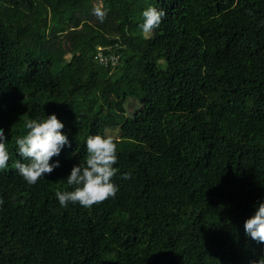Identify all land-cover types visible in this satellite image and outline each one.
Returning <instances> with one entry per match:
<instances>
[{
    "label": "trees",
    "instance_id": "1",
    "mask_svg": "<svg viewBox=\"0 0 264 264\" xmlns=\"http://www.w3.org/2000/svg\"><path fill=\"white\" fill-rule=\"evenodd\" d=\"M107 11L104 22L93 9ZM149 7L164 10L145 38ZM56 114L35 185L16 139ZM144 135L123 143L128 128ZM0 264H255L264 203V0H0ZM118 146L115 198L62 207L89 136ZM130 174V179H123Z\"/></svg>",
    "mask_w": 264,
    "mask_h": 264
},
{
    "label": "clouds",
    "instance_id": "2",
    "mask_svg": "<svg viewBox=\"0 0 264 264\" xmlns=\"http://www.w3.org/2000/svg\"><path fill=\"white\" fill-rule=\"evenodd\" d=\"M101 23L106 18L107 11L101 7L93 9ZM143 23L140 25L145 38H149L155 29H158L166 16L164 10L155 7L147 8L143 13ZM65 125L56 114L47 116L46 119H29L25 122L27 134L16 139L18 154L26 163L16 162L14 167L28 185H35L60 167L59 162L50 163L53 157L60 155L67 145L71 147L68 137L63 134ZM86 152L84 163L74 166L67 177V184L71 191L57 190L55 196L62 207L69 203L79 204L85 208L115 198L119 191L113 182L119 169L114 167L118 163V146L113 135L105 132L104 135L89 136L86 140ZM11 159L7 137L0 128V170L6 169ZM130 174H124L123 179H130ZM3 200H0V205ZM245 231L248 236L258 243H264V203H260L255 215L245 222ZM255 264H264L261 257Z\"/></svg>",
    "mask_w": 264,
    "mask_h": 264
},
{
    "label": "rangeland",
    "instance_id": "3",
    "mask_svg": "<svg viewBox=\"0 0 264 264\" xmlns=\"http://www.w3.org/2000/svg\"><path fill=\"white\" fill-rule=\"evenodd\" d=\"M117 137H118V140L123 143L126 139H132L134 137L142 139L144 137V135L142 134L140 129L130 127L127 129V131H124L123 133H121Z\"/></svg>",
    "mask_w": 264,
    "mask_h": 264
}]
</instances>
